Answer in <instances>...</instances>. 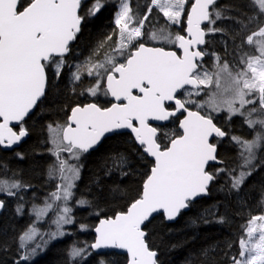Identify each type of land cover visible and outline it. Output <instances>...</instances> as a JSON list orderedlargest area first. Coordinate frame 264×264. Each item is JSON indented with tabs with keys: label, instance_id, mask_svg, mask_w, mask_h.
<instances>
[{
	"label": "snow or ice",
	"instance_id": "obj_1",
	"mask_svg": "<svg viewBox=\"0 0 264 264\" xmlns=\"http://www.w3.org/2000/svg\"><path fill=\"white\" fill-rule=\"evenodd\" d=\"M149 2L166 17L163 25L145 30L148 15H133L128 0H120L113 33L98 40L84 60L69 62L71 44L81 32L85 16L99 12L104 7L102 0H93L85 15H81L82 0H0V145L11 147L29 134L22 122L46 96L49 73L51 79L58 80L67 69L73 85L90 78L92 82L80 95L115 100L110 106L75 103L68 109L64 124L44 125L49 151L56 157L47 174L59 183L44 206H34V211L38 220L55 211L57 231L48 234L49 238L64 235L63 226L74 223L68 202L73 200L80 179V158L106 133L130 130L142 153L152 158L142 190L124 210L100 219L95 242L84 247L74 245L69 251L71 260L83 259L89 249L114 248L126 250L127 264H159L145 230L154 214L163 213L166 220H174L196 198L208 195L210 185L221 173L228 177L227 191L238 195L253 171L264 166L258 161V153L264 151V23L246 38L241 37L236 48L241 52L239 63L230 67L227 59L221 62L220 55L201 49L206 35L226 34L225 29L213 27L218 20L233 19L243 32L248 24L260 23L257 17L227 5L218 9L217 0H193L190 5L188 0ZM250 3L264 16V0ZM233 10L244 19L224 15ZM147 11L151 13L152 8ZM182 21H186L185 34L170 30ZM239 35H233V41ZM113 36L117 38L113 40ZM243 45L253 46L257 54L243 52ZM168 46L178 48L170 50ZM205 56L212 57L211 65H205ZM72 91L75 93V87ZM221 112L227 113V121L238 115L250 129L259 126V130L251 139L226 132L214 123V116ZM172 118L178 121L179 133L165 131L163 122ZM14 121L21 122L18 131L11 126ZM149 121L161 123L153 126ZM223 138L236 147L238 164L231 169L210 170V162L223 163L218 157V143ZM61 153H67L68 159L61 158ZM109 159L112 168L128 166L123 153ZM0 169L8 171L3 164ZM26 187L15 179V173L11 178L0 176V193L15 196ZM75 203L83 206L90 201L79 198ZM260 203L264 207V191ZM21 209L18 205L17 212ZM207 211L216 213L215 208ZM219 222L223 223L224 217ZM37 235L33 227L19 237L21 261L29 260L41 248V244L26 247ZM245 235L247 238L239 239L237 256L229 257L231 264H264V215L250 216ZM201 255L207 258V251ZM98 264L108 261L100 259Z\"/></svg>",
	"mask_w": 264,
	"mask_h": 264
},
{
	"label": "trees",
	"instance_id": "obj_2",
	"mask_svg": "<svg viewBox=\"0 0 264 264\" xmlns=\"http://www.w3.org/2000/svg\"><path fill=\"white\" fill-rule=\"evenodd\" d=\"M128 1L133 15L139 17L146 15L147 9L151 7L149 0ZM192 2L193 0H188L189 5ZM92 3L93 0L82 2L81 15H85V9ZM102 3L104 7L94 16H85L81 24V32L71 44L72 53L67 57L69 62L84 60L98 40L116 29L114 21L120 0H102ZM224 5L242 10L248 16H255L260 21V23L248 24L245 20L248 27L240 32V27L235 20H218L213 27L225 29L226 34L217 32L206 36L203 49L220 55L221 62L227 59L229 66L234 67L239 63L238 57L241 55V52L236 50L237 46L241 45V37L246 38L251 32L256 31L260 24L264 23V16L259 13L258 6L251 5L250 0H217L215 7L219 9ZM224 15L244 19L239 15L238 10L225 12ZM165 21L166 17H163L157 8H152L151 13L148 14V20L145 21V30L149 26L158 28ZM184 26L183 21L182 25H173L170 30L181 34V32L184 33ZM237 32L240 35L233 41L232 36ZM116 38L113 36V40ZM168 47L177 50L176 46ZM242 50L249 54H257L253 46L243 45ZM204 63L211 65L212 57L206 56ZM49 77L50 84L46 89V96L25 121L29 132L28 138L12 150L0 146V164L5 165L8 170L0 169V176L11 178L12 173H15V179L28 185L18 190L15 196L0 193V200L4 201V208L0 214V264H16V262L19 264H98L100 259L108 261V264H127V254L115 250L96 253L89 249V254L83 259L69 258V251L74 245L84 247L93 243L95 238L93 229L101 218L110 217L114 212L124 210L129 201L142 190V183L151 165V159L142 153L141 148L132 139V135L127 132L107 136L95 150L81 156L79 163L83 167L80 179L73 190L74 198L71 202L74 223L69 226L67 236L43 243L46 234L52 228L55 213L51 212L43 220L39 235L26 244L28 249L36 244H41V248L29 260H20L23 252L18 247L19 237L35 224L34 206H43L49 194L56 191V185L59 183V180L49 179L47 174L49 166L56 163V157L49 151L51 144L47 142V131L44 125L64 124L69 115L68 109L75 103L98 102L107 105L110 102V98L103 95L92 98L79 94L92 82L90 78H84L73 85L67 69L58 80L51 79V73ZM74 87L75 93L72 91ZM226 115L227 113L223 112L220 118L214 117L220 119L214 120L226 132L231 131V134L251 139L255 131L259 130V126L256 129H250L244 123L243 117H232L230 121H227ZM165 131L180 132L176 118H172L166 124ZM232 145L228 138H223L218 143V157L223 163L210 165V170L231 169L237 166V151ZM116 153H123L128 157V166L123 170L111 167L112 161L109 157ZM260 154L258 153V161L264 163V151ZM125 171L127 175L123 174ZM227 188L228 177L221 173L210 185L209 194L193 201L174 222H168L161 213L147 223L145 230L148 233L150 246L157 251L159 264H231L229 257L237 256L239 239L247 238L245 232L250 216L264 214V207L260 203L261 192L264 191V166H258L253 171L238 195L228 192ZM79 198L90 201V204L83 206L76 204L75 200ZM18 205H22L20 212H17ZM213 208L216 209L215 215L207 211ZM220 217H224L223 223L219 222ZM81 225L87 227L81 228ZM229 244L231 247H228ZM43 246L45 250L41 253ZM202 251H207V258L201 255Z\"/></svg>",
	"mask_w": 264,
	"mask_h": 264
},
{
	"label": "water",
	"instance_id": "obj_3",
	"mask_svg": "<svg viewBox=\"0 0 264 264\" xmlns=\"http://www.w3.org/2000/svg\"><path fill=\"white\" fill-rule=\"evenodd\" d=\"M83 1H85V0H82V2ZM210 10H211V8H210ZM205 39H206V37H205ZM149 46H153V45H149ZM204 46V45H203ZM203 46H201V48L203 47ZM178 48V47H177ZM170 50H174V49H170ZM205 58V57H204ZM43 98L44 97H42L41 98V100L40 101H42L43 100ZM114 102H115V100L113 99V98H111ZM40 101H38V103H37V105L39 104V102ZM37 107V106H36ZM36 107L32 110V112L36 109ZM193 110V109H192ZM31 112V113H32ZM30 113V114H31ZM27 118V117H26ZM25 118V119H26ZM181 119H183V117L181 118ZM150 123H152L153 124V126H156V125H159L161 122H154V121H149ZM163 123H167V122H163ZM215 123V122H214ZM21 124V122H12V127H13V129L15 130V127L16 126H18V125H20ZM16 131V130H15ZM122 133V132H127V133H129V134H131L130 133V130H126V129H122V130H117V131H115V132H112V133H106L105 135H104V137H102L101 138V141H100V143L94 148V149H92V150H95L101 143H102V141L104 140V138H106L107 136H111V135H113L114 133ZM132 136L134 135V134H131ZM28 136H29V134L26 136V137H24V138H22L21 139V141H19L17 144H15V145H12L11 147H5V146H3V145H0L1 147H3L4 149H7V150H12V149H14V148H17V147H19L20 145H21V143H23L27 138H28ZM92 150H90V151H92ZM151 160H152V158L151 157H149ZM211 164H219L218 162H210V165ZM206 196V195H205ZM202 197H204V196H201V197H198V198H196L195 200H197V199H200V198H202ZM194 200V201H195ZM4 208V207H3ZM3 208H0V214H1V212H2V210H3ZM188 209V208H187ZM187 209H185V210H187ZM183 211V210H182ZM158 214H161V213H158ZM158 214H154V216L152 217V218H154L156 215H158ZM163 214V213H162ZM164 215V214H163ZM179 216V215H178ZM178 216L174 219V220H171V221H169V220H167L168 222H174L177 218H178ZM165 217V216H164ZM105 218V217H104ZM151 218V219H152ZM101 219H103V218H101ZM100 221V220H99ZM99 221H98V223H97V225L96 226H98L99 225ZM95 226V227H96ZM95 227H94V229H93V233H94V236H95V238H94V241H93V243L95 242V239H96V237H97V234L95 233ZM92 243V244H93ZM94 252H96V253H99V252H101V251H105V250H115V251H118V252H124L125 254H127V252H126V250H123V249H114V248H102V249H92ZM127 256H128V254H127ZM157 258H158V254H157Z\"/></svg>",
	"mask_w": 264,
	"mask_h": 264
},
{
	"label": "rangeland",
	"instance_id": "obj_4",
	"mask_svg": "<svg viewBox=\"0 0 264 264\" xmlns=\"http://www.w3.org/2000/svg\"><path fill=\"white\" fill-rule=\"evenodd\" d=\"M129 2V1H128ZM153 8H156L155 6H153ZM119 10V9H118ZM180 24H178V26H179ZM222 113V112H221ZM61 158H63V159H68V154L67 153H61ZM69 163L71 164V163H75V161H73V160H69ZM82 170V169H81ZM81 174V173H80ZM71 202H72V200H70L68 203H69V207H71V209H72V211H73V206L71 205ZM57 203H59V202H57ZM44 206V205H43ZM43 206H36L37 208H42ZM51 212H54L55 213V211H53V210H50V211H48V213H47V215L46 216H44L42 219H37V217L35 216V224L31 227V228H35L36 229V231L38 232V233H40V230H41V224L43 223V220L45 219V218H47V216L51 213ZM35 215H36V213H35ZM264 215V214H263ZM73 216V215H72ZM56 219V214H55V216H54V218H53V220H52V228H50V231L46 234V236H45V241H48V242H51V241H54V240H58V239H60V238H62V237H64L65 235H66V233H68V228H69V226L70 225H72V224H66V225H64L63 226V232L65 233L64 235H58V236H56L55 238H52V239H50L49 238V235L48 234H50V233H53V232H56L57 231V226L53 223V221ZM37 237V236H36ZM30 242H32V241H29V242H27V243H30ZM45 250V247L43 246V248H42V251H41V253L43 252Z\"/></svg>",
	"mask_w": 264,
	"mask_h": 264
},
{
	"label": "flooded vegetation",
	"instance_id": "obj_5",
	"mask_svg": "<svg viewBox=\"0 0 264 264\" xmlns=\"http://www.w3.org/2000/svg\"><path fill=\"white\" fill-rule=\"evenodd\" d=\"M182 22H183V21H182ZM182 22L180 23V25H182ZM184 23H185L184 29H186V21H184ZM182 33H183V32H181V34H182ZM183 34H185V33H183ZM206 36H207V35H206ZM176 48H177V46H176ZM201 49L204 50L203 47H202ZM205 57H206V56H205ZM204 60H205V58H204ZM109 98H110V102L114 103V101L111 99V97H109ZM108 102H109V101H108ZM110 102L107 103V105H105V106H110ZM193 110H196V109L193 108ZM222 114H223V112L217 114V115L214 116V117H218V118H220V117L222 116ZM178 116H179V114H178ZM237 116H238V115H237ZM237 116H233V117H237ZM182 117H183V116H180V119H181ZM218 118H214V119H218ZM26 119H27V118H26ZM26 119H25V121H26ZM218 120H220V119H218ZM25 121L22 122V126H23L24 128L27 129V125L25 124ZM214 122H215V120H214ZM221 122L223 123V120H221ZM167 123H169V122H167ZM167 123H165V124H167ZM215 123L217 124V122H215ZM19 126H21V124L15 127V130H16V131L19 130ZM156 126H159V125H156ZM217 126H218V124H217ZM219 127H220V126H219ZM214 142H216V141H214Z\"/></svg>",
	"mask_w": 264,
	"mask_h": 264
},
{
	"label": "bare ground",
	"instance_id": "obj_6",
	"mask_svg": "<svg viewBox=\"0 0 264 264\" xmlns=\"http://www.w3.org/2000/svg\"><path fill=\"white\" fill-rule=\"evenodd\" d=\"M81 82V81H80ZM175 125V124H174ZM230 125V124H229ZM242 128V127H241ZM244 129V128H243ZM231 132V131H230ZM245 132V131H244ZM243 137V136H242ZM233 146V145H232ZM224 151V150H223ZM237 151V150H236ZM260 154V153H259ZM261 155V154H260ZM221 158V157H220ZM260 158V157H259ZM222 160V159H221ZM46 185V184H45ZM51 188V187H50ZM93 227V226H92ZM74 230V229H73ZM67 236V235H66ZM66 238V237H65Z\"/></svg>",
	"mask_w": 264,
	"mask_h": 264
}]
</instances>
